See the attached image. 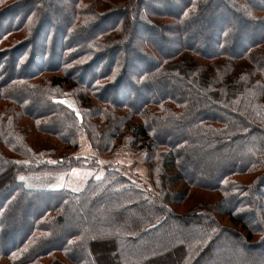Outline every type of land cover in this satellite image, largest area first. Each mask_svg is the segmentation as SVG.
Listing matches in <instances>:
<instances>
[{
	"label": "trees",
	"instance_id": "obj_1",
	"mask_svg": "<svg viewBox=\"0 0 264 264\" xmlns=\"http://www.w3.org/2000/svg\"><path fill=\"white\" fill-rule=\"evenodd\" d=\"M84 135L102 157L143 153L151 188L113 166L80 191L27 188L29 173L94 165L73 155ZM193 191L204 206L179 212ZM9 257L264 264V0H0Z\"/></svg>",
	"mask_w": 264,
	"mask_h": 264
},
{
	"label": "rangeland",
	"instance_id": "obj_2",
	"mask_svg": "<svg viewBox=\"0 0 264 264\" xmlns=\"http://www.w3.org/2000/svg\"><path fill=\"white\" fill-rule=\"evenodd\" d=\"M60 100L65 102L71 108H75L77 111H79L78 104L73 95L69 94L65 98ZM78 114L80 116V112H78ZM73 155L75 156V158L83 157V159L86 160L85 164H90L92 161L96 163L90 166L72 167L68 170L65 169L58 171L33 172L24 175L21 178L29 189H70L74 191H80L84 188L88 180L92 178L102 177L106 171V168L108 166H113L117 167L120 171L127 174L139 186L147 189L151 188V185L149 184V170L146 163L144 162L145 155L143 153L133 152L132 150L127 149L125 146H123L112 157H102L90 145L88 138L84 135L81 138L80 147L75 151ZM190 194L194 195L192 200H187L188 198H186L185 200L183 199L182 201L179 200L181 201L179 204H183L184 206L186 203L193 201L190 203L191 206L185 208L181 207L179 208V212L187 213L204 206L200 205V203H202L204 200V197L200 192L193 191ZM217 199L218 196L215 195L213 196V199L211 198L205 200L212 204ZM203 209L209 211L210 208L206 206ZM257 218L259 217L257 216ZM256 220L255 218L252 220L254 225L257 224ZM223 222L230 224L227 218H224ZM235 226V229L239 230L240 232L242 231L244 235L248 233V230L243 228V226ZM60 258L62 261H66L64 256L61 255ZM12 262L13 257L0 259V264H13Z\"/></svg>",
	"mask_w": 264,
	"mask_h": 264
}]
</instances>
